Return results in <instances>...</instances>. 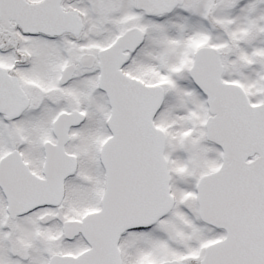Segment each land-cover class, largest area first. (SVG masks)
Returning a JSON list of instances; mask_svg holds the SVG:
<instances>
[{
	"label": "snow or ice",
	"instance_id": "6c2138e0",
	"mask_svg": "<svg viewBox=\"0 0 264 264\" xmlns=\"http://www.w3.org/2000/svg\"><path fill=\"white\" fill-rule=\"evenodd\" d=\"M0 264H264V0H0Z\"/></svg>",
	"mask_w": 264,
	"mask_h": 264
}]
</instances>
